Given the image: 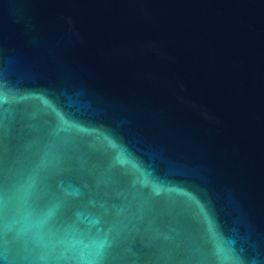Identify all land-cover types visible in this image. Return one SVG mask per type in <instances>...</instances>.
Returning <instances> with one entry per match:
<instances>
[{"label":"water","instance_id":"obj_1","mask_svg":"<svg viewBox=\"0 0 264 264\" xmlns=\"http://www.w3.org/2000/svg\"><path fill=\"white\" fill-rule=\"evenodd\" d=\"M0 264H264V0H0Z\"/></svg>","mask_w":264,"mask_h":264}]
</instances>
